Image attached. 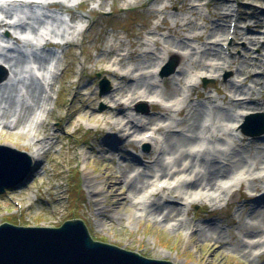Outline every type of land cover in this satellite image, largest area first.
<instances>
[{"label": "rangeland", "instance_id": "1", "mask_svg": "<svg viewBox=\"0 0 264 264\" xmlns=\"http://www.w3.org/2000/svg\"><path fill=\"white\" fill-rule=\"evenodd\" d=\"M77 3L81 4L75 7ZM22 9L19 4L0 5V32H8L0 36V45L6 47H0V62L9 61L17 73L7 86L0 87V145L9 142L32 157L40 147L44 153L32 162L23 182L0 193V224L60 227L66 220L80 219L92 240L149 259L175 264H264V230L247 238L250 215L257 209L255 200L264 203V167L256 173H231L232 183L241 185L232 190L231 197L216 202L179 200L174 176L161 183L153 179L137 196L141 201L148 199V205L177 207L180 219L187 223L182 232L148 221L130 222L127 213L115 211L101 222L96 207L101 208L100 214L114 207L108 197L111 191L105 189L100 201L94 203L87 188V182L100 189L104 181L113 184L106 180L109 163L102 160L101 150H114L111 165L116 172L120 161L131 165L126 169L127 182L148 173L147 167L157 161L169 171L177 170L173 155L162 157L160 153L169 139L191 135L186 127L192 111L204 115L198 123L202 122L200 141L184 148V154L192 153L197 162L221 165L236 155L252 157L264 144V134L255 140L237 130L238 122H244L250 112L232 107L230 99L233 104L257 102L264 106V0H62L44 13ZM221 14L229 18L225 20ZM16 15L23 20L10 28L3 26ZM25 23L33 28L23 35L16 29ZM76 23L86 28L73 34ZM218 24L223 28L220 34L213 30ZM233 25H239L236 37ZM43 28L57 35L61 45L40 47L43 42L37 43L39 39L33 40V36L37 30L44 34ZM251 29L256 31L254 44L248 42ZM224 43L228 44L227 56L221 47ZM173 44L184 47L176 49ZM167 49L172 51L169 57L164 53ZM147 57L153 59L152 64H143ZM171 60L176 62L175 69L159 78L153 71L156 65ZM190 60H201L206 68L193 69ZM51 65L56 67L55 73L47 77L36 74ZM178 69L187 73L179 77ZM139 81L149 82L152 93L138 98L142 89L132 93L125 89L123 95H117L119 88ZM46 83L50 86L48 97L42 95ZM172 86L176 93L167 99L165 93H171ZM42 99L50 111L41 112V119L34 120ZM223 110L234 113L236 122L220 124V129L215 116ZM116 114L137 131L113 129ZM255 126L252 124L249 132H256ZM158 128H164L163 132H157ZM196 160L194 170L183 177L185 182L194 181L203 172ZM187 165L184 159L180 169ZM253 179H257L254 190ZM154 193H158L155 198ZM209 225L222 232V243H199L197 235H190L189 229ZM260 240L263 244L246 250V257L236 250L241 243Z\"/></svg>", "mask_w": 264, "mask_h": 264}, {"label": "bare ground", "instance_id": "2", "mask_svg": "<svg viewBox=\"0 0 264 264\" xmlns=\"http://www.w3.org/2000/svg\"><path fill=\"white\" fill-rule=\"evenodd\" d=\"M22 1L29 2L32 4L33 2L41 3V2H44L46 0H22ZM208 6H209V3L207 4V7ZM42 8H44V7H42ZM190 9L193 10V7L191 6ZM41 10L42 9H39L38 11L41 12ZM219 10L222 11V9H219ZM221 16L225 20L229 18L228 15H222L221 14ZM18 17H19L18 15L15 16L16 22L17 21L20 22V20H23V18L20 19V17L19 18ZM41 25H43V24H41ZM3 26L4 27L8 26L10 28L9 23H5ZM238 26L237 27L235 26L234 37H236L240 33V32H237ZM39 27H41V26H39ZM79 27H80L79 23H76L75 29L79 28ZM30 28H33V27H30V25L28 23H25L23 27H20V28L18 27L16 30L19 31L20 33H23V35H26V32H29ZM43 29L45 30V28H43ZM222 29H223L222 26L219 24L213 26V30L217 31V34L222 33V31H223ZM214 31H210V34L211 35L214 34ZM46 32H48V31L46 30ZM255 32L256 31L254 29L250 30L249 34L247 35L248 36V42H250V43L252 42L254 44L255 34H256ZM28 35L30 36V34H28ZM44 35L50 36L46 33L45 34H39L38 30L35 32L34 36L39 39L38 41H44L45 40L43 37ZM200 38L201 37H199V40H200ZM14 40L18 41L19 39H18V37H15ZM173 46L176 49H182L184 47L183 44H173ZM1 47L6 48L4 46H1ZM25 47H27V46H25ZM164 53H165V55H167L169 57L172 54V51L167 49L164 51ZM209 56H210V54H208L207 57H209ZM213 57L217 58L218 56L213 55ZM146 59H147V61H145L143 64H152L153 63V59L151 57H147ZM172 61H174V60H172ZM115 63H116V61H115ZM5 64L10 65V62L9 61H3L2 63L0 62V66L5 68L6 72H7V79L0 84V87H2V88L7 86L9 84V82L17 76V73H14L12 71V69H11L12 66L11 65H10L11 67L9 65L5 66ZM161 65L162 64L158 63V65H156V70ZM191 65H192L193 69H198V68L204 69V68H206V65L201 60L200 61H194V62L191 61ZM166 69L167 68H164V70H166ZM178 71H179V75H178L179 77L181 75L183 76L184 74L187 73L184 70L181 71L178 69ZM36 73L37 74L42 73L43 75H49L48 74L49 73L48 68H45V69L43 68L41 71L40 70L36 71ZM164 73H163V77L165 76ZM124 75H126V74H124ZM44 86H46V85H44ZM171 88H172L171 93H165V96L167 97V99H168V97H172L174 95V93H176L175 88L173 86ZM125 89H126V92H125ZM136 89H139V90L142 89V93H140L138 98H143L145 95H149L152 93L153 86L147 81H139L138 84H131L127 88H123V87L119 88V90H117V95H123L124 92L125 93H128V92L132 93ZM44 94H47V92L44 91ZM112 96L113 95H111V97ZM251 99L254 101L253 98H250L249 100H251ZM129 101H133L132 98H130ZM230 102H231V106L234 108L236 107V109L238 107L248 109V112H250L248 115L259 114L260 112L261 113L263 112V114H264V106L258 104L257 102H254V104H247V102L235 103L236 105L232 103L233 102L232 99H230ZM39 103H43V100H41ZM47 106H48L47 103L43 104L41 107H39L37 109V112L46 111ZM181 113H183V111L179 112V114H181ZM261 113H260V115H262ZM39 114L40 113H37L36 118L39 117ZM189 115H190V117L188 120V125L186 127L187 128L186 131L188 133H190L191 135L190 136L178 135L173 139H169L167 141L165 149H162V151L160 153V156H162V157H164L165 155H167V156L173 155V157L175 158L173 161V165L178 166L177 170H180L181 173H179V171H177V170H175V171L170 170L169 171L168 168L166 166H164L161 161H157L153 166H149V167L145 166V169L147 167L148 173L140 174L139 177L137 179H135L134 181H128L127 182V180H126V169H128V167H131V165H129L127 163L126 164L122 163L120 161V163L117 165L119 172H116L115 168L111 165L112 161H113L112 158L114 156V153H113L114 150L107 149L105 151L104 150L100 151V156H101L102 160L109 163V167L105 169L106 173L109 174L107 176L106 180L112 181L113 184H108V183H106V181H104V187L101 186L102 192L98 186L96 187L91 182H87V188H88L90 198L92 201H94V203H98L100 201L99 197L101 196L102 193H104L105 189L110 190L111 194L108 195V197H111V201L113 202L112 205L114 207H111L107 212L104 211L102 214H100L102 210H100L101 208H99L97 206L96 211H95V215L99 218V221L105 222L106 221L105 219L107 217V213L115 211L114 214L127 213V217L129 218L130 222L148 221V222H152L153 225L158 226V227L162 226V227H166L172 231L182 232L185 230L187 223H186V220L180 219L181 215H180V212L177 209V207H175L173 205H171V206L165 205L166 203H164L163 205L162 204H157V205L149 204L148 205V202H149L148 199L146 201H144V200L141 201L139 199L140 197L137 196V193L141 189H143L145 186H147L153 179L161 180V181H159L161 183V182H166L169 177L174 176V177H172V180L177 179L178 183H179V186L176 188L177 194H178L177 198L179 200H185V201L191 200V201H197V202H203V201L209 200L211 202H216L218 200H221L222 197H226V198L231 197L229 194L232 192V190L235 187H238L241 185L240 183H235V184L232 183V180H230L231 179L230 178L231 173H233L235 171H244V170H246V173H248L250 170L252 172L254 171L256 173L259 169H262L264 167V144L260 148L256 149L254 154L251 155L252 156L251 158L246 159L245 157H243L241 155H236L235 157L232 158V160L229 163H226L224 165H221L219 163H213L212 161H207V160H205V161L201 160L200 162H197V160L195 158H194V160H192L194 155L192 153H189V154L185 153L184 154L182 150L184 148H188V147H191V146L199 143L200 138L198 137V128H200L202 126V122H200V126H198V123L201 119L204 118V115H203V113L198 112V111H192ZM235 120H236V116L230 110L220 111L215 116V121L217 122L219 128H220V126H219L220 124L222 126H224L225 123H229L232 121L236 122ZM113 122L115 123L113 125V129H115V130L117 129L121 133L127 131V127H130L128 125V123L127 124L123 123L122 117L119 116V114H116L113 116ZM255 125H256L255 126L256 131H258L261 128V125L259 122H256ZM257 125H258V130H257ZM248 128H250V130H251V126ZM9 130H12V128L9 127ZM129 130H132L133 132L137 131L134 129L133 125H131ZM163 130H164V128H158L157 132L162 133ZM245 138H243L244 141L246 140ZM253 139H255V138H253ZM137 144H140L139 141L137 142ZM12 145L13 144H11L9 142H5V144H4L5 147H9V148H12L13 147ZM31 145H32V143L30 144V146ZM13 149H15V148H13ZM43 153H44V147H40V149L35 151L36 155H34V157H32L33 156L32 154H28V156L32 157V158L31 157L30 158L33 162V161H35V158H37V161H38V159L40 158V157L38 158V156H43ZM184 159H186L188 161V165L181 170L180 166H181L182 162L184 161ZM195 160L203 168V172L199 173L197 175V178L194 181H189V182L186 181L185 182L184 180H186V179H183V177L186 176V174H188L189 171L194 170V168H195L194 161ZM172 172L174 174H179V175H176V177H175V175ZM223 181H226V183ZM256 181H257V179L252 180V186H254L253 190L257 187V186H255ZM144 193H146V192H144ZM157 196H158V193H154L152 195L153 198H155ZM145 197H146V195H145ZM104 200L107 201L106 198L105 199L103 198V201ZM109 201H110V199H109ZM255 202L257 204V209H255L250 215L251 221H252V226H251V231L247 235V238L252 237L251 235L255 234L258 231V229L264 230V203H263L262 199L261 200L256 199ZM100 217H102V218H100ZM189 230H191L190 235H197L199 243H201V242L202 243L203 242L222 243L223 242L222 232H220L219 229H217L213 226L209 225V226H204L202 228L195 226L194 229H189ZM191 238H192V236L187 238V239L189 240ZM254 240H256V239H254ZM261 244H263V242H261V240L253 242V243H249V244L241 243L238 246L239 249L236 248V250L240 251L246 257V255H247V254H245L246 250H248L250 252V249L252 250V247H258Z\"/></svg>", "mask_w": 264, "mask_h": 264}, {"label": "water", "instance_id": "3", "mask_svg": "<svg viewBox=\"0 0 264 264\" xmlns=\"http://www.w3.org/2000/svg\"><path fill=\"white\" fill-rule=\"evenodd\" d=\"M171 61L165 76L175 69ZM7 79L0 73V82ZM261 121V128L249 132L250 125ZM242 132L251 137L264 134V116L250 115ZM32 167L24 152L0 145V193L23 182ZM0 264H175L169 260L149 259L136 252L91 239L80 219L66 220L60 227H22L0 224Z\"/></svg>", "mask_w": 264, "mask_h": 264}]
</instances>
